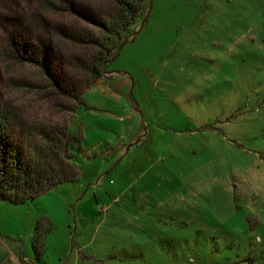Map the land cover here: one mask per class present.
Returning <instances> with one entry per match:
<instances>
[{"label":"rangeland","instance_id":"rangeland-1","mask_svg":"<svg viewBox=\"0 0 264 264\" xmlns=\"http://www.w3.org/2000/svg\"><path fill=\"white\" fill-rule=\"evenodd\" d=\"M0 21L48 69L0 54L8 139L74 177L0 200V264H264V0H8Z\"/></svg>","mask_w":264,"mask_h":264},{"label":"trees","instance_id":"trees-1","mask_svg":"<svg viewBox=\"0 0 264 264\" xmlns=\"http://www.w3.org/2000/svg\"><path fill=\"white\" fill-rule=\"evenodd\" d=\"M7 1L8 0H0V7H3ZM60 1L66 2V0ZM148 1L149 0H145L146 3H148ZM4 19L6 22L9 21L5 16ZM116 25L115 23L114 26ZM129 26L131 25L129 24ZM129 26L126 27V30L129 29ZM119 45L120 43L115 47L114 53L112 54L113 56H115ZM27 46L21 34L6 32L5 38L0 43V54L4 58L14 57L15 59L38 61V57L35 56L33 51L31 52V49L30 51L27 50ZM38 62L48 71L46 64H43L40 60ZM94 71L98 73L97 68H95ZM1 117L2 116H0V200H6L11 203H21L48 191L51 187L61 182L74 179L70 172V168L72 167L71 164L67 165L69 172L66 170L65 172L56 173L54 170L48 168L49 164L45 167L43 162L39 164V162H41L39 158L35 162V160H31L26 156L21 149L20 143L8 139V123L5 121V118ZM70 163L73 162L70 161Z\"/></svg>","mask_w":264,"mask_h":264},{"label":"crops","instance_id":"crops-1","mask_svg":"<svg viewBox=\"0 0 264 264\" xmlns=\"http://www.w3.org/2000/svg\"><path fill=\"white\" fill-rule=\"evenodd\" d=\"M134 143L137 144L135 141H134ZM98 192L101 193V197L102 198L106 199L107 198V195H109V193L111 192V190L109 191V190H105V189H101L100 188ZM112 199L113 200H117L118 198L114 196Z\"/></svg>","mask_w":264,"mask_h":264}]
</instances>
